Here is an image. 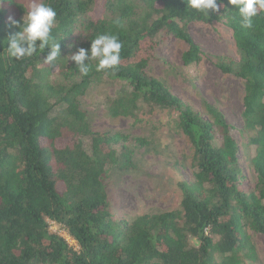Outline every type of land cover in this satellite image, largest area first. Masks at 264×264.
Wrapping results in <instances>:
<instances>
[{"label": "trees", "instance_id": "obj_1", "mask_svg": "<svg viewBox=\"0 0 264 264\" xmlns=\"http://www.w3.org/2000/svg\"><path fill=\"white\" fill-rule=\"evenodd\" d=\"M44 2L57 12L52 30L61 46L57 65L43 63L47 48L19 61L8 56L7 39L21 30L9 18L22 25L30 7L0 0V264L254 261L249 232L264 235V12L254 18L252 29H245L228 0L224 4L232 12L222 7L209 17L187 8V0ZM221 21L232 31L239 60L222 58L217 68L244 84L243 117L256 148L253 190L223 113L206 104L210 119H204L147 73L158 35L187 45L183 62L189 67L201 61L202 53L187 24ZM98 34H114L122 41L120 64L114 74L93 67L83 76L65 58L80 47L90 50ZM55 67L59 81L52 82ZM106 80L132 88L111 103L113 118H134L141 105L178 112L179 128L197 163L194 181L179 184V210L141 215L132 223L114 218L109 175L113 169L134 167L130 140L120 133H93L79 103L93 84ZM50 223L59 225L79 249L52 232Z\"/></svg>", "mask_w": 264, "mask_h": 264}, {"label": "rangeland", "instance_id": "obj_2", "mask_svg": "<svg viewBox=\"0 0 264 264\" xmlns=\"http://www.w3.org/2000/svg\"><path fill=\"white\" fill-rule=\"evenodd\" d=\"M19 1L29 7L32 3V0ZM187 28L201 50V61L185 66L183 55L188 49L187 45L162 33L153 41L155 54L147 73L161 80L175 96L204 119H210L206 104L215 106L223 113L239 145V165L245 181L249 189L253 190L257 184L253 166L256 148L250 144L252 136L246 129L243 117L244 84L241 79L223 74L217 68L222 58L239 60L232 31L224 21L212 25L190 22ZM73 37L74 42L78 35ZM58 74L59 68L55 67L52 70V82L59 81ZM131 90L124 82L106 80L93 84L79 98L93 133H120L130 140L128 144L134 167L127 171L111 170L107 189L114 218L127 223H132L141 215L179 210L182 199L179 184L194 181L197 164L193 148L179 128L177 111L141 105L134 118L110 116L111 103ZM50 224L52 232L64 237L73 248L79 249L59 225ZM249 234L256 258L254 261L247 259V263L264 264V235L254 232Z\"/></svg>", "mask_w": 264, "mask_h": 264}, {"label": "clouds", "instance_id": "obj_3", "mask_svg": "<svg viewBox=\"0 0 264 264\" xmlns=\"http://www.w3.org/2000/svg\"><path fill=\"white\" fill-rule=\"evenodd\" d=\"M235 12L238 13L241 26L253 28V20L260 12H264V0H228ZM227 11L224 0H187V8L195 10L202 16L209 17L210 11L219 13L221 8ZM232 12V11H227ZM57 12L44 0H32L30 9L23 18V24L9 18L10 23L21 30L7 39V54L16 61L25 57L31 58L45 49H50L43 63L57 65L61 56L60 42L52 36L56 23ZM122 41L114 34H98L91 40L90 50L78 48L71 56L65 58L77 66L78 72L87 76L95 68L97 73L114 70L120 64ZM95 62V64L93 63Z\"/></svg>", "mask_w": 264, "mask_h": 264}, {"label": "built area", "instance_id": "obj_4", "mask_svg": "<svg viewBox=\"0 0 264 264\" xmlns=\"http://www.w3.org/2000/svg\"><path fill=\"white\" fill-rule=\"evenodd\" d=\"M65 234H67L65 231H64ZM68 235V234H67ZM70 237V236H69ZM71 238V237H70ZM72 239V238H71ZM73 240V239H72ZM74 241V240H73Z\"/></svg>", "mask_w": 264, "mask_h": 264}]
</instances>
